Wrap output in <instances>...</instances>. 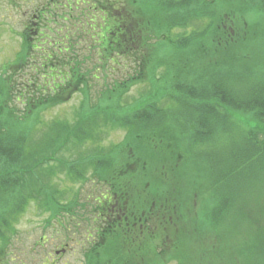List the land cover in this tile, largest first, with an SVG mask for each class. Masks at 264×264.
Returning a JSON list of instances; mask_svg holds the SVG:
<instances>
[{
	"label": "trees",
	"instance_id": "obj_1",
	"mask_svg": "<svg viewBox=\"0 0 264 264\" xmlns=\"http://www.w3.org/2000/svg\"><path fill=\"white\" fill-rule=\"evenodd\" d=\"M125 2L48 0L63 37L26 28L0 70V264H32L16 245L30 207L82 264H229L217 227L264 233V0ZM75 94L74 123L40 122Z\"/></svg>",
	"mask_w": 264,
	"mask_h": 264
},
{
	"label": "rangeland",
	"instance_id": "obj_2",
	"mask_svg": "<svg viewBox=\"0 0 264 264\" xmlns=\"http://www.w3.org/2000/svg\"><path fill=\"white\" fill-rule=\"evenodd\" d=\"M47 1L48 0H0V70H3L7 64L13 61L20 47V34H22L26 28H31L32 33L38 34L37 31L40 32L41 29H45L44 25H46L49 29V31L45 30L48 35L54 37L58 29L59 32L57 35L59 38L63 37V29L68 26L67 22L57 19L55 23H51L45 19L47 17L43 16V18H41L39 16V12L48 9V7H46ZM126 2L128 4V0H126ZM56 3L60 7L58 9L59 13L63 14L69 12L68 9H63L62 6H73L75 0H56ZM77 8L76 16H78L79 11L82 12V10L88 14L87 10H89V6L87 4L81 2ZM77 20H79V18H77ZM202 24L203 23L194 22L193 27L199 29ZM59 28L62 29L60 30ZM76 28H78V26L73 27L72 31L75 32ZM80 34V32H76L75 36H80ZM81 49L82 47L80 50ZM76 50L80 52L79 49ZM91 63L92 64L89 63V68L92 69L95 65L94 58ZM84 67L87 68L86 66ZM26 73H30L29 69ZM18 75L14 83L16 84V90L21 91L22 88H25L22 87V85H24L23 83H28L29 81V74ZM99 75V78L94 82L93 90L90 92L92 99L96 98L98 88H101L106 80L102 78V73H99ZM141 89L142 87L133 89L126 97V102H132L137 94L141 92ZM82 100L83 96L81 94H75L67 103L43 112L38 119L46 125L52 121L74 123L76 118L75 115L78 113L77 111L79 110ZM15 104L19 106V109H22L19 103H11L15 109L19 110ZM123 135L124 133L120 131L109 132V134L105 135L104 144L110 145L118 142L122 139ZM213 151L216 153V148H213ZM65 157H70V154L66 153ZM90 187L91 185H88L84 188L83 194L91 195L92 192L88 194V190H92ZM44 219L45 216L38 215L32 207L18 219L16 228L20 238L16 245L17 248L21 250L20 254L23 253L25 260L32 264H38L40 261L38 253L44 255L46 252H49L55 264H82L80 247L72 243L65 251L61 252L62 248L59 247L58 244L61 242L63 236L56 233L57 231L54 229H43L45 223ZM250 225L251 222H244V220L241 223H237V233L234 232V225L233 227H229L231 232L226 226L220 225L217 227L216 234L218 240L216 241L221 249L220 253L222 257L225 258L224 262H228L229 264H264V233L260 235L251 233L249 229ZM41 237L45 238V243H38L40 247L38 245L35 246L36 241ZM240 240H243V243ZM17 254V252H14V255ZM192 258L195 259L194 255H192ZM165 264L177 263L173 261Z\"/></svg>",
	"mask_w": 264,
	"mask_h": 264
}]
</instances>
